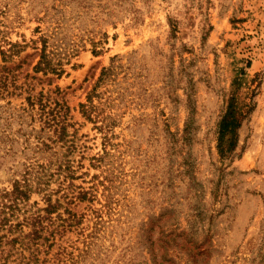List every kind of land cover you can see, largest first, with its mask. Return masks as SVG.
Masks as SVG:
<instances>
[{
  "label": "rangeland",
  "instance_id": "rangeland-1",
  "mask_svg": "<svg viewBox=\"0 0 264 264\" xmlns=\"http://www.w3.org/2000/svg\"><path fill=\"white\" fill-rule=\"evenodd\" d=\"M43 43L59 79L31 71ZM11 46L5 65L33 77L53 119L32 113L49 149L31 163L53 175L28 205L59 204L36 264H264V0H0ZM235 88L245 116L221 159ZM24 162L0 160L1 188Z\"/></svg>",
  "mask_w": 264,
  "mask_h": 264
},
{
  "label": "trees",
  "instance_id": "trees-1",
  "mask_svg": "<svg viewBox=\"0 0 264 264\" xmlns=\"http://www.w3.org/2000/svg\"><path fill=\"white\" fill-rule=\"evenodd\" d=\"M36 55L38 60L31 68L33 73H41L45 77L52 75L56 79L63 75L61 64H54L53 57L46 51L45 43ZM0 56V160L15 158L19 153L25 161L21 164L20 171L13 172L10 187H0V264H36L41 249L46 248L45 253L43 252L46 255L47 249L53 246L51 241L54 240L57 231L50 230L54 224L51 215L56 213L59 204L57 200L52 203V194H45L42 198L44 208H37L35 202L28 205L33 194L44 192L42 184L45 178L53 175L49 173L51 162H46L47 165L31 163L34 155H42L49 149L48 145L34 134L36 131L32 128L34 123L32 113L36 112L40 120H44L43 125L47 127L53 119H50L52 115L47 110L49 104L43 98L42 91L34 93L35 85L31 83L33 77L30 78L31 81H27L29 75L26 74L20 82V64L14 67L5 65L12 57L17 56L13 54L12 46L9 50H0ZM107 71L105 69L102 74H106ZM46 81L49 83L52 80L48 78ZM233 84L236 86L237 81ZM18 99L20 103L16 106L13 102ZM244 107L243 99L235 88L217 124V151L221 159L227 158L236 150L238 130L245 116ZM27 118L30 119L29 123L26 122ZM192 122L193 115H189L181 142L186 141ZM26 128L30 131H26ZM19 139H22V150L16 153L13 146L19 143ZM30 139L35 140L34 146L30 145ZM25 152L31 154L30 158L24 154ZM185 163L186 161L183 166H186ZM60 169L61 164H58L55 171ZM79 199L85 200V194H81ZM72 218L71 214V220ZM49 242L51 243L48 244ZM169 242H173L176 250L185 252L202 247L191 239L178 242L171 241V238L164 240L165 244Z\"/></svg>",
  "mask_w": 264,
  "mask_h": 264
}]
</instances>
